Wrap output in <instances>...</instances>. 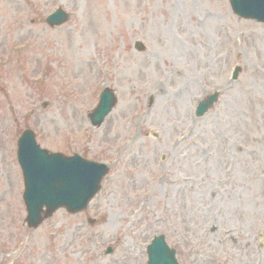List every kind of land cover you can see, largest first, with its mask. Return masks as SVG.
<instances>
[{"label":"rangeland","instance_id":"1","mask_svg":"<svg viewBox=\"0 0 264 264\" xmlns=\"http://www.w3.org/2000/svg\"><path fill=\"white\" fill-rule=\"evenodd\" d=\"M60 4L72 18L50 28ZM0 61V264H146L159 234L181 264H264L263 23L228 0H0ZM104 86L118 105L95 129L86 112ZM26 128L51 151L109 162L87 211L26 226Z\"/></svg>","mask_w":264,"mask_h":264},{"label":"water","instance_id":"2","mask_svg":"<svg viewBox=\"0 0 264 264\" xmlns=\"http://www.w3.org/2000/svg\"><path fill=\"white\" fill-rule=\"evenodd\" d=\"M231 4L234 8V10L247 18H252V19H256L258 21H264V0H231ZM60 22V21H59ZM58 24V22H57ZM53 25V24H52ZM28 139H30L29 137H27ZM25 139L21 141V145L25 144ZM22 145V149H25L26 146ZM34 157V160H31V158ZM52 157H47L45 156L44 153H40V151H38L36 148H34V152H28L27 156L24 155V151L20 153V162H21V166L23 167L24 170V174H25V178L27 181V185L28 187V192L26 193V200H27V204H28V208L30 213L35 210V209H39V207L43 206V205H47L49 210H53V208H56V206H60V205H66V206H70V204H67L65 202H59L56 205H52V203L55 201V196L54 195V191H57L59 189L62 188L63 182L62 181H57L52 184H48V183H39L38 181L41 182H45V180L41 179V176L44 173H41V169L47 172H50L51 175L50 177L52 178L53 176H55V178H58V176L60 177L61 174H63V172H68L69 170H73V175L72 178L70 179V184L71 187L73 188V190L76 191V194H74L75 196H77L79 200H76L74 202H72L71 204H80L81 205V198H83V183H82V179L78 178L79 177V171L78 173L75 171V166L70 164L68 160H65L64 162L62 161V163L59 164H68L66 166H58V167H53L52 165ZM44 160L45 163H42ZM33 162H38L36 164H34ZM76 163V162H74ZM53 175V176H52ZM78 175V176H77ZM36 181L39 184H42V187L44 188L43 190V195L42 194H38V196H40V198L36 199V202L38 203L37 205H35L34 207L32 206V197L34 195V193H36V191H34L31 194V190L34 188V184L33 181ZM38 180V181H37ZM46 186V187H45ZM96 187V185H94V188ZM81 191V192H80ZM94 192V190H93ZM53 198V199H52ZM61 198H64V196H61ZM52 201V203L50 202ZM83 206H76L75 208H81ZM32 218V216H31ZM34 220V219H33ZM34 222H36L34 220ZM161 245V243H159V246ZM159 246H155V247H151L149 250V253L151 255L150 260L151 263L150 264H172L171 261V254L170 252H168L164 247H161L160 250Z\"/></svg>","mask_w":264,"mask_h":264}]
</instances>
